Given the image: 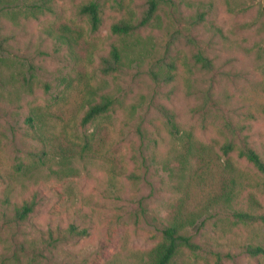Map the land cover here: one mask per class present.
<instances>
[{
    "label": "rangeland",
    "instance_id": "rangeland-1",
    "mask_svg": "<svg viewBox=\"0 0 264 264\" xmlns=\"http://www.w3.org/2000/svg\"><path fill=\"white\" fill-rule=\"evenodd\" d=\"M89 1L100 11L95 32L79 14ZM146 7L0 5V264H153L159 229L195 172L206 185L190 187L199 199L183 213L198 220L186 231L198 250L171 264H264L247 250L264 249V221L236 217H264V174L238 156L245 143L264 162V0H159L146 27L111 32ZM113 48L119 69L103 73ZM197 51L211 71L195 63ZM104 96L109 111L82 125ZM232 138L227 174L220 146ZM34 197L35 211L15 223V208Z\"/></svg>",
    "mask_w": 264,
    "mask_h": 264
},
{
    "label": "trees",
    "instance_id": "trees-1",
    "mask_svg": "<svg viewBox=\"0 0 264 264\" xmlns=\"http://www.w3.org/2000/svg\"><path fill=\"white\" fill-rule=\"evenodd\" d=\"M11 0H0V5H3ZM159 0H147V7L142 14V17L137 22H127L124 20L118 21L111 25V32L116 35H131L141 28L146 27L150 21L153 19L157 4ZM99 6L94 1H89L88 3L80 6L79 14L81 16L86 17L90 29L92 32L98 30L101 24V18L99 14ZM192 39L191 37L188 40ZM195 63L201 65V68L206 71H211L213 69L211 61L208 57L204 56L200 51H197L194 54ZM121 63V55L117 48H113L110 53L109 59L104 60V64L102 66L103 73H111L113 71H117L119 69ZM171 78H167L169 81ZM211 99V92L208 90L204 95L203 107L207 105L206 101ZM113 104V100L109 96H104L100 102L91 105L88 110L85 112L81 124L87 125L100 116L104 115L109 111ZM160 113L164 118H166L167 123L171 125L172 128H175L176 125L173 121L174 114L167 109L160 108ZM28 121H32L31 118H28ZM196 148V147H195ZM234 149L233 138L227 142H225L222 146H220V150L224 157H226L225 168L227 170V174H230L231 171L234 170V166L230 159L227 157L229 153ZM203 148L196 149V155L199 156V163L203 167L206 164V160L204 158L205 153L203 152ZM238 156L240 158H244L248 163H250L253 167H255L259 172L264 174V162L261 160L260 156L257 152L248 147L245 143L240 147ZM198 177V181L196 178ZM190 186L184 190V196L181 199L179 205L174 206L171 212L168 214V222L163 225L159 231L161 234L162 242L160 243L153 260V264H171L174 257L182 250L187 249L189 251L198 250V245L192 241L191 236L186 232L189 227L194 226L197 218L191 217L189 215H184L183 209L185 208V203L194 204L199 196L197 194L191 195L189 193V189L192 185L199 187L202 189L203 185H206L205 180L201 178V174L195 172L189 180ZM231 198V193L226 194V199L229 200ZM218 203V198L213 197L211 199L210 204L207 205L204 211L207 210L208 207L214 206L216 207ZM38 202L36 198H32L30 201L23 202L20 207H16L14 210V221L17 224L23 223L27 220V218L35 211ZM236 217L239 220L245 222H253V221H264L263 216H253L248 214H237ZM198 221V220H197ZM248 252L252 255L264 254V249L261 247L247 248ZM216 264H221L220 261H217Z\"/></svg>",
    "mask_w": 264,
    "mask_h": 264
}]
</instances>
